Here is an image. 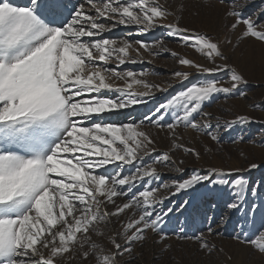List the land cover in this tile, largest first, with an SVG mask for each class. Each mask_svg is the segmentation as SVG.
<instances>
[{
	"label": "snow or ice",
	"instance_id": "6c2138e0",
	"mask_svg": "<svg viewBox=\"0 0 264 264\" xmlns=\"http://www.w3.org/2000/svg\"><path fill=\"white\" fill-rule=\"evenodd\" d=\"M212 4L222 37L185 25V5L168 0H0V264H134L149 240L154 264L172 237L228 264L208 240L221 235L214 217L191 235L164 231L197 202L222 210L230 239L264 258V157L202 163L225 144L264 149V117L250 114H264V99L250 98L228 55L264 45V0L256 11L255 0ZM162 56L192 71L152 82L159 73L128 67ZM221 99L247 110H205ZM251 125L260 140L246 139Z\"/></svg>",
	"mask_w": 264,
	"mask_h": 264
},
{
	"label": "rangeland",
	"instance_id": "374dc122",
	"mask_svg": "<svg viewBox=\"0 0 264 264\" xmlns=\"http://www.w3.org/2000/svg\"><path fill=\"white\" fill-rule=\"evenodd\" d=\"M18 4H23L24 0H15ZM262 0H255V5L251 11H256ZM168 3L175 7L178 4L183 3L186 11L184 12L183 23L189 27L195 28L200 31L207 32L208 35L223 36L221 19L222 6L219 4H212V0H168ZM193 12L199 13L198 15H192ZM151 42V36H139L134 37ZM176 51H179L182 55H187L188 58L198 59L196 54L190 50L179 49L176 44L171 42L167 45ZM134 55V54H133ZM230 63L239 69L243 73L245 78L249 81V96L254 100L264 99V45L246 42L242 43L235 51H229ZM128 67H134L135 70L159 73L160 75H150L147 77L152 82H162L166 80L169 74L174 70L192 71L191 69H178L175 61L170 56L158 57L150 64L144 65H129ZM246 101H238L235 99L219 100L212 103L210 107L205 110L210 111L215 115L224 114L226 118H230L229 110L234 111H246ZM258 117H264V114L260 112L250 113ZM261 126L251 125L249 130L244 133L246 139L251 136L255 140L261 139ZM243 151L249 156V159H254L256 162H261L264 157V149L257 147L253 144L244 143L238 145L225 144L223 152L218 156H213L211 159H205L202 161L205 166L214 164L216 166H223L225 168L230 167H246L248 161L239 157V153ZM230 156V159H229ZM192 165H189L191 168ZM249 175V174H245ZM251 177L254 180L260 178V172L254 171L251 173ZM222 210L217 211L212 209L206 203L201 204L197 202L186 213H175L168 219V223L164 226V231L172 236L173 231H179L181 227H184L187 234L191 235L199 229H203L209 223V217H214L211 221V226L216 231L220 232V236L209 237V243L215 244L217 248H223L225 252L232 256V260L228 264H264V258L249 253L248 249L238 245L235 241L230 239L233 232V220H229L223 226L220 225V216ZM166 243L171 244L172 248L169 252L165 253L163 257L155 261L154 264H219L220 261L226 259L223 255L219 258L213 255L211 257L205 256L202 252H197V245L187 241H177L174 237L167 240ZM152 242L149 240L144 248L143 260H137L134 264H149L150 249H152ZM159 251V247L154 249Z\"/></svg>",
	"mask_w": 264,
	"mask_h": 264
}]
</instances>
